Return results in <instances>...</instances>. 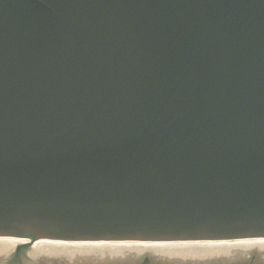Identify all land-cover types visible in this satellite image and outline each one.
Returning a JSON list of instances; mask_svg holds the SVG:
<instances>
[{
    "label": "water",
    "instance_id": "1",
    "mask_svg": "<svg viewBox=\"0 0 264 264\" xmlns=\"http://www.w3.org/2000/svg\"><path fill=\"white\" fill-rule=\"evenodd\" d=\"M0 235L264 236V0H0Z\"/></svg>",
    "mask_w": 264,
    "mask_h": 264
},
{
    "label": "bare ground",
    "instance_id": "2",
    "mask_svg": "<svg viewBox=\"0 0 264 264\" xmlns=\"http://www.w3.org/2000/svg\"><path fill=\"white\" fill-rule=\"evenodd\" d=\"M21 242L29 243L30 264H133L130 260L135 257L140 258L136 262L134 260L135 264H142L143 261V264H161V257L170 260L166 261L168 264H264V257L261 256L264 239L261 238L143 241L30 239L8 235H0V262ZM146 254L150 259L143 258ZM157 256L160 257L157 259Z\"/></svg>",
    "mask_w": 264,
    "mask_h": 264
},
{
    "label": "rangeland",
    "instance_id": "3",
    "mask_svg": "<svg viewBox=\"0 0 264 264\" xmlns=\"http://www.w3.org/2000/svg\"><path fill=\"white\" fill-rule=\"evenodd\" d=\"M233 256V255H232ZM223 257H225V256H223ZM222 256H221V258H223Z\"/></svg>",
    "mask_w": 264,
    "mask_h": 264
}]
</instances>
